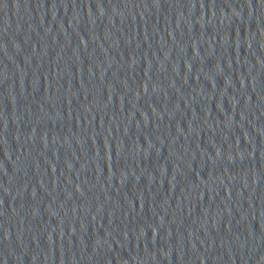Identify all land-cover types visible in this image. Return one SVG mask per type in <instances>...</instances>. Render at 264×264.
Returning <instances> with one entry per match:
<instances>
[{"label":"water","instance_id":"water-1","mask_svg":"<svg viewBox=\"0 0 264 264\" xmlns=\"http://www.w3.org/2000/svg\"><path fill=\"white\" fill-rule=\"evenodd\" d=\"M0 264H264V0H0Z\"/></svg>","mask_w":264,"mask_h":264}]
</instances>
